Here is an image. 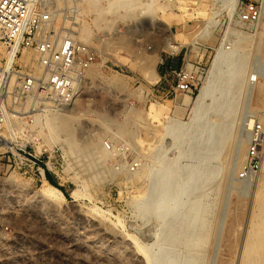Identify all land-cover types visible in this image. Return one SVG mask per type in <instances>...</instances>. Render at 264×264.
<instances>
[{
  "label": "rangeland",
  "instance_id": "obj_1",
  "mask_svg": "<svg viewBox=\"0 0 264 264\" xmlns=\"http://www.w3.org/2000/svg\"><path fill=\"white\" fill-rule=\"evenodd\" d=\"M42 1L50 32L73 35L97 56L72 105L56 112L78 118L75 151H68L62 133L36 127L52 148L48 172L64 198L44 199L37 173L0 162L1 219L13 232L5 237L0 228V264H241L255 196L264 185L263 162L254 177H238L248 120L264 130V2L257 29L247 30L227 24L218 4L215 22L209 23L213 0H122L130 10L108 11L107 0ZM232 30L249 35L241 45L246 56L241 75V51L228 56L235 48ZM172 36L177 51L166 45ZM225 43L227 56L214 74L215 55ZM188 64L194 71L197 64L204 67L192 95L170 87L176 82L170 70ZM209 81L205 108L194 117V101ZM184 96L190 102L179 107ZM232 100L237 105L229 112ZM93 147L98 153L88 151ZM160 164L174 171L165 196L180 200L164 215L156 205ZM181 180L188 184L178 196ZM149 188L154 198L148 203ZM74 189L82 195L75 196ZM136 243L152 247L143 251Z\"/></svg>",
  "mask_w": 264,
  "mask_h": 264
},
{
  "label": "built area",
  "instance_id": "obj_2",
  "mask_svg": "<svg viewBox=\"0 0 264 264\" xmlns=\"http://www.w3.org/2000/svg\"><path fill=\"white\" fill-rule=\"evenodd\" d=\"M263 2L236 0L229 12L228 0H213L209 23L215 22L218 4L227 24L255 30ZM44 8L42 0H0V162L7 168L13 166L37 173L41 182L47 180L46 173L51 169L52 148L45 140L46 133L37 130L45 129L38 118L72 105L81 92L84 72L91 68L97 56L93 47L75 40L73 35L50 32L51 19L45 18ZM223 46L229 48L228 43ZM29 51L32 57L28 56ZM191 65V68L186 65L170 70L176 78L175 85H170L173 91L192 95L198 90L201 76L197 74H202L204 67L197 64L194 71ZM9 115L17 121L11 132L7 128ZM263 137L262 124L254 122L247 135L245 159L238 173L240 179L252 178L261 170ZM105 145L110 148L108 142ZM1 197L0 228L8 237L13 234L12 226L1 219L5 213Z\"/></svg>",
  "mask_w": 264,
  "mask_h": 264
},
{
  "label": "bare ground",
  "instance_id": "obj_3",
  "mask_svg": "<svg viewBox=\"0 0 264 264\" xmlns=\"http://www.w3.org/2000/svg\"><path fill=\"white\" fill-rule=\"evenodd\" d=\"M108 1V7H106L104 9V11H108V10H111V9H115L117 10L118 8H123V9H126L128 10L129 8H126V3L127 2H124L122 0H107ZM229 1V12L230 11V8L233 10V7L236 3V0H228ZM159 2V1H158ZM132 4V3H130ZM133 7V6H131ZM130 10V9H129ZM234 30V29H233ZM231 31L232 34L235 35V39L233 40L232 43H234V46L235 48H233L231 51H228L231 52L228 54V56L233 59L234 57H236V53H237V50L239 49L241 51V54H240V64H239V67H238V70H237V75H241L243 74L244 70H245V61H246V56L245 54L243 53V51L245 50V48L243 46H241L243 43H247L248 41V38H249V35H246L242 32H236V31ZM167 47L169 48V50L171 51H177L178 47H179V44L174 42L173 41V36L172 37H169L167 43H166ZM233 46V47H234ZM157 52V51H156ZM3 55L5 56H10L9 54L5 53V52H2ZM29 54V53H28ZM227 50L225 49V47L223 45H221L218 50H217V53L215 55V58H214V61H213V67H212V70L211 72L214 73V70H216V67L218 66V64H220V62L227 56ZM156 55V54H155ZM154 57V56H153ZM159 57V56H158ZM228 58V57H227ZM229 58V59H230ZM152 59V58H151ZM156 59V58H155ZM230 59V61H231ZM156 61V60H155ZM225 61V60H224ZM229 61V62H230ZM232 62V61H231ZM230 62V63H231ZM233 63V62H232ZM231 63V64H232ZM223 64V63H222ZM188 67L190 68L191 67V64H188ZM219 67V66H218ZM219 69V68H218ZM217 72V70H216ZM157 74V73H156ZM215 74V73H214ZM233 74V73H232ZM234 75V74H233ZM232 75V76H233ZM231 76V78H232ZM236 76H234L235 78ZM218 78V77H217ZM230 78V77H229ZM239 78V77H238ZM257 77L256 76H253L252 80H255ZM224 81V80H223ZM211 83L212 81H209V82H205V84L201 87L195 101H194V106H193V113H194V117L198 115L199 112L203 111V109L205 108V99L206 97L208 96L209 94V89L211 87ZM247 84H250L248 86L249 88V92L252 96V90H253V85H254V82H250V78L247 82ZM264 83L260 84V87H263ZM242 86V85H241ZM242 87H240L241 89ZM243 89V88H242ZM246 90V87L244 88V91ZM260 90V89H259ZM230 93V92H229ZM235 95V94H234ZM233 96V95H232ZM240 97V96H239ZM176 101V100H175ZM190 102V99L189 97L187 96H184L180 99V101L178 102V106L180 107L181 105L184 107L186 105H188V103ZM230 102V101H229ZM237 105V102L236 100H232V103H231V106H230V110L229 112H232L234 111V107L236 108ZM175 107V106H174ZM160 108V107H159ZM66 109V108H65ZM63 109V111L65 110ZM175 109V108H174ZM178 109V107H177ZM161 110V109H160ZM176 110V109H175ZM153 111H154V108H153ZM61 112V111H60ZM67 112V111H66ZM228 112V113H229ZM224 117L226 115H223ZM78 120L77 116L75 115H71L69 113H56V112H52V113H49V114H46L43 118H38V121H40L39 123L42 124V126L46 127L48 129V131L50 133H48L49 135L52 134V133H55L56 135H58V133H62L64 135V137L61 139L64 144L67 146L68 148V151L71 152V151H75V141H74V129H73V125L75 124V122ZM110 122L111 120H106V122H104V125L103 127L105 128V130H108L109 128V125H110ZM253 120L252 119H249L248 120V126L249 129L252 127L253 125ZM13 126H16L17 127V121L16 120H13L12 119V115H9V120L7 121V128L8 130L11 132V129ZM120 127V126H119ZM123 127V126H122ZM249 129L245 130V135L247 137V134L249 132ZM13 130V129H12ZM46 131V130H45ZM117 131V130H116ZM171 131V130H170ZM114 133V132H113ZM123 134V133H122ZM12 135V134H11ZM52 136V135H51ZM53 137V136H52ZM51 138V137H50ZM58 138V137H57ZM264 138V137H263ZM59 139V138H58ZM248 140V139H247ZM243 142V141H242ZM245 144V143H244ZM243 146V145H242ZM63 147V146H62ZM242 148V147H241ZM245 148V147H244ZM85 149V148H83ZM82 149V150H83ZM94 147L91 148L90 150L88 151H91V153L95 152L98 153V151H93ZM102 151H105L104 148H102ZM240 154V153H239ZM242 154V153H241ZM240 154V155H241ZM238 155V154H237ZM221 156V155H220ZM99 157V156H98ZM239 157V155L237 156ZM263 163H264V160H263ZM171 165V164H170ZM156 169V168H155ZM154 169V170H155ZM159 173L160 174V177H159V182H161V188L158 186V188L161 189V194H160V197L159 199H157L156 201V205H157V208L162 212L161 214L164 215L163 212H170L172 211L173 209H175L179 203V197H177V195H172V197L170 198H167L166 193L169 191L170 189V183L171 180H170V177H173V172L172 169H170V167L167 165V164H160L157 169H156V173ZM175 174V173H174ZM158 175V174H156ZM154 177V176H153ZM157 177V176H156ZM9 179V178H8ZM7 178L5 179L6 181L8 180ZM193 178L191 177L189 180V184H190V181L192 180ZM149 180V179H148ZM153 180H155L153 178ZM9 181V180H8ZM169 181V183H168ZM10 183L13 182V181H9ZM154 181H152V184L154 185L153 183ZM157 183V182H156ZM192 183V182H191ZM41 187H40V190H39V193L41 195V197H43L44 199L46 200H52V201H58L60 199H63L64 198V194L61 192V190L54 186L53 184H51L49 181L47 180H43L42 183H41ZM159 184V183H158ZM184 184H188L186 181L184 180H181V182H179L177 184V187L175 188V191H176V194L178 193H182L183 190H186L187 188H185L186 186H184ZM151 185L152 187H155ZM157 185V184H156ZM149 187V186H148ZM189 187H192L191 185L188 186ZM260 189L257 190V193H256V196H255V204H256V208L254 206V209L253 210L254 212L252 213V216H251V219H250V222H249V228H248V232H247V235L245 237V240H244V243H243V247H242V259H241V264H264V185L262 187H259ZM150 189V188H149ZM156 189V188H155ZM159 189V190H160ZM191 189V188H190ZM149 194L148 196L145 198V201L146 202H150L152 199L150 198V196H153V194L151 195V192H152V188L149 190ZM155 192V190H154ZM153 192V193H154ZM73 194L76 196V195H82L80 193V191L78 189H74L73 191ZM86 195V194H85ZM147 195V194H146ZM145 195V196H146ZM179 196V194H178ZM154 198V196H153ZM148 199H150V201H148ZM144 201V200H143ZM144 201V202H145ZM146 202L144 203V205L146 204ZM153 202V201H152ZM141 203V202H140ZM187 203V202H185ZM152 204V203H150ZM149 204V206H150ZM155 205V204H154ZM155 205V206H156ZM194 205V204H193ZM147 206V204H146ZM153 206V204L151 205ZM148 207V206H147ZM193 207V206H192ZM197 210V207L194 206ZM156 208V207H154ZM153 208V209H154ZM199 208V207H198ZM94 209V208H93ZM193 209V208H192ZM194 210V209H193ZM194 210V212L196 211ZM94 211V210H93ZM102 211V209H101ZM199 212V211H198ZM102 213V212H101ZM182 213V212H181ZM99 214V213H97ZM193 216V215H192ZM196 216L195 215V218L193 217L194 221H192V228L193 226L195 225L196 223ZM204 218V217H203ZM188 231V230H187ZM174 239V238H172ZM135 242V241H134ZM137 244V243H136ZM137 247L140 249V250H145V249H149L152 247H143L142 245L140 244H137ZM143 250V251H144ZM149 250H148V253H149ZM147 253V255H148ZM146 255V256H147ZM150 256V255H149ZM152 256V255H151ZM151 259H153V257H150ZM152 262V261H151ZM157 262V261H156ZM149 263V262H148ZM152 264V263H151Z\"/></svg>",
  "mask_w": 264,
  "mask_h": 264
},
{
  "label": "trees",
  "instance_id": "obj_4",
  "mask_svg": "<svg viewBox=\"0 0 264 264\" xmlns=\"http://www.w3.org/2000/svg\"><path fill=\"white\" fill-rule=\"evenodd\" d=\"M46 175H47V180H48L51 184H53L54 186H56V187H58L59 189L63 190L62 187H61V186H60L55 180H53V179L50 177V175H49L48 172L46 173Z\"/></svg>",
  "mask_w": 264,
  "mask_h": 264
},
{
  "label": "crops",
  "instance_id": "obj_5",
  "mask_svg": "<svg viewBox=\"0 0 264 264\" xmlns=\"http://www.w3.org/2000/svg\"><path fill=\"white\" fill-rule=\"evenodd\" d=\"M168 68L171 69V64H170L169 62H168L167 64H165V69H166V71L168 70ZM166 71H165V72H166ZM165 75H166V73H165ZM165 75H164V76H165ZM164 76H163V78H164ZM161 78H162V77H161ZM161 78H160V79H161ZM60 190H61V189H60ZM61 192H62V190H61ZM62 193H63V192H62Z\"/></svg>",
  "mask_w": 264,
  "mask_h": 264
}]
</instances>
